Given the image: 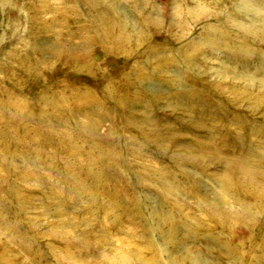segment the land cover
<instances>
[{"label":"rangeland","instance_id":"obj_1","mask_svg":"<svg viewBox=\"0 0 264 264\" xmlns=\"http://www.w3.org/2000/svg\"><path fill=\"white\" fill-rule=\"evenodd\" d=\"M0 264H264V0H0Z\"/></svg>","mask_w":264,"mask_h":264},{"label":"bare ground","instance_id":"obj_2","mask_svg":"<svg viewBox=\"0 0 264 264\" xmlns=\"http://www.w3.org/2000/svg\"><path fill=\"white\" fill-rule=\"evenodd\" d=\"M246 157H239L237 159H231L229 160L228 164L231 165V167H236L237 169H242L244 172V176L247 177V179H253L255 175L258 174L257 168L247 162L245 160Z\"/></svg>","mask_w":264,"mask_h":264}]
</instances>
